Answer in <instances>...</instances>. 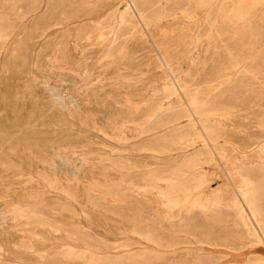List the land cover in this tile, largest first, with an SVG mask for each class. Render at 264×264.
Returning <instances> with one entry per match:
<instances>
[{
  "label": "rangeland",
  "instance_id": "1",
  "mask_svg": "<svg viewBox=\"0 0 264 264\" xmlns=\"http://www.w3.org/2000/svg\"><path fill=\"white\" fill-rule=\"evenodd\" d=\"M218 3L223 6L231 5L230 0H223V2L136 0L135 5L148 17L145 22L131 19L137 27L136 31L131 36L124 35L122 40H126L122 51L111 56L105 45L106 38L110 36L108 27L114 25L117 19L115 16L126 8L128 0H0V24L5 22L9 29L14 27L11 35L0 42V120L6 122L13 120L12 113L9 111L10 99L15 100L16 105L20 106V113L26 114L35 109L32 107L35 103H48L51 100L49 93L58 91L59 105L67 104L68 100L79 107L94 105L96 109L94 117L97 119L96 127L99 130L91 129L73 135L71 138L83 139L85 135L92 133L90 146L93 149L105 150L108 149L107 145L110 142L107 136L109 128L106 127L109 112L106 107L114 100L121 101V95H123L121 93L125 89L123 85L130 84L148 90H153L152 87L156 88L154 99L157 105L167 104V102L175 103L178 100L177 95L181 97L183 90L187 88L189 93L196 95L195 98L201 102L198 112L191 111L188 114L181 112L179 126L169 131V134L166 130H160L155 135L154 142L157 150H172V158L168 161L162 159L165 156L164 153H159L161 169H175L179 162V150L176 147L185 141V138L190 137L189 142L192 143L186 153L199 152L202 157L205 153L202 149V137L197 138L198 140L194 138L198 134L202 135V125L206 127V133L211 137L215 134L221 135L220 131H225L226 128L227 133L231 134L227 140L223 137L217 138L214 142L216 157L213 155V161L203 163L209 179L207 193L210 196L192 194L191 196L194 197L190 198L192 204L182 201L172 209L173 215L175 214L173 220L180 218L181 223L166 224L163 221V215L168 211L158 203L160 199L157 198L156 201H158L154 203L157 209L155 220L157 219L158 230L170 232L172 236L183 235L182 237L187 239L168 248V251L172 249L177 252L186 251L184 255L180 254L181 258L179 256L177 257L179 259H168L162 253L152 250L143 251L144 253L134 258H126L124 248H119V250H111L115 252L113 254L116 255V259H99L93 264H264V244L262 243L264 241H256L253 237L245 239L244 231L233 225L231 219L233 215L229 209L224 207L218 211L208 204V201L214 198L228 201L231 197H236L235 187L241 186L242 179L234 171L231 170V172L230 168L236 164L237 159L264 155V148H262L264 137H261L264 133V7L255 15L244 19L239 27L237 25L233 28L229 25L228 19L223 21L219 16L221 8H217ZM32 7L36 8L35 11H30ZM156 12H163L164 15L157 22L158 24L152 21ZM44 20L50 23L53 21L61 23L40 32L43 26H47L45 23L40 25V22ZM194 24L196 26L193 29ZM35 27H39V30L33 32ZM128 27L126 26L122 32H127ZM81 29V33H85V36L76 42L74 37ZM61 44L62 49L56 51L55 48L59 49ZM161 51H166L167 55L172 57L169 65L171 71L160 63ZM235 55L236 58H233ZM145 59H148L147 62ZM112 60L119 62L115 63ZM150 74L155 75L152 77L156 79L154 80ZM176 85L178 86L176 93L164 97L165 89L174 88ZM118 91L120 95L114 98L112 94ZM139 98V96L134 97V99ZM146 104L143 101L141 107H145ZM202 109L205 111L202 112ZM50 113L52 112L48 111L46 114ZM42 117L41 120H43ZM240 140L244 145L240 144ZM250 142L254 144L250 145ZM74 145L81 146L79 143ZM68 148L76 149L74 146L61 145V149L68 150ZM91 157L96 155L92 154ZM94 163L96 161L79 172L77 178H73L67 167L63 168V165L57 166V170H61L57 174L62 181L70 179L81 186L92 181L102 184L104 176L100 173L99 163ZM255 165L257 169L252 167L251 177L264 210V167ZM106 172L107 178H113L118 173L111 167H107ZM24 173L27 171L20 168L0 167V176H4L2 179L4 184L0 185V220H2V227H7L5 230L10 239L9 246L5 241L0 243V259H3L1 260L3 264L30 262V260L21 262L17 257L6 255L7 249L15 252L19 250L18 246L21 243L19 236L23 235L24 231L22 226L15 225V220L10 219L9 215L3 211L2 205L7 189H19L22 186L21 183H12V180L17 182L16 180L20 178L26 179L27 176L23 175ZM37 186L39 192H44L43 196L53 195L48 189H44L41 183ZM218 187L219 190L216 191ZM210 191L215 193L211 194ZM75 206L80 212V206ZM179 207L181 212L176 213L180 211ZM95 216L100 217L98 213ZM79 219L91 232L98 235L104 234L102 227L94 221L95 219L90 225L81 215ZM114 224L118 226L119 222ZM108 242L118 243L114 236H109ZM137 249V247L133 248L134 252ZM49 250V246H43L39 252L32 250V254L37 256ZM220 251L226 253V256L220 257ZM50 259L53 258L39 259L38 264H52Z\"/></svg>",
  "mask_w": 264,
  "mask_h": 264
},
{
  "label": "bare ground",
  "instance_id": "2",
  "mask_svg": "<svg viewBox=\"0 0 264 264\" xmlns=\"http://www.w3.org/2000/svg\"><path fill=\"white\" fill-rule=\"evenodd\" d=\"M135 1L128 0L126 8L117 13L118 15L116 14L117 16L115 17L117 19L114 25L108 27L110 36L106 38L105 45L109 51L108 54L111 56L122 51L126 40H122V37L124 35L131 36L136 31L137 27L131 19L145 22L148 17L135 5ZM230 1L231 5L223 6L218 3L216 6L221 8L219 15L221 19L223 21L228 19L229 25L233 28L237 25L239 27V24L244 19L255 15L264 7V0ZM217 2H223V0H217ZM35 9V7H32L30 11H35ZM163 17V12H156L153 19H151L158 24L157 22ZM43 23L47 24V26H43L40 32H44L50 29L51 26L61 22L53 21V23H50V21L44 20L40 22V25ZM126 26H129L127 32H122ZM195 26L196 24H194L193 29ZM13 28L9 29L5 22L0 24V42L11 35L12 31H14ZM38 28L35 27L32 31L35 32V30H39ZM81 31L82 29L74 37L76 42L85 36V33H81ZM58 48H55V50H61L62 44ZM161 52L160 63L171 71L169 65L172 57H169L166 51ZM233 58H236V55ZM112 61L115 63L119 62ZM244 71L246 72V70ZM152 78L154 79V77ZM207 84L209 85V83ZM123 88L125 89L121 93L123 94L121 95L122 100H114L106 107L109 112V120L106 127L107 129L109 128L107 136L110 138V142L107 145L108 149L105 150L100 148L93 149L90 146L92 133H88L83 139L71 138L73 135H78L91 129L99 130L96 127L97 119L94 117V112L96 113L94 105L79 107L76 103L69 100L67 104L59 105L58 99L60 95L58 91H52L49 93L51 100L48 103L37 102L32 106L35 109L25 114L20 113V106L16 105L15 100L10 99L9 111L12 113L11 118L13 120L7 122L0 120V167L3 169L16 167L26 170L27 173L23 175H26L27 178H20L16 180L17 182L13 179L12 183H21L22 186L19 189H7L3 196V211L9 215L10 219L15 220V225L22 226L24 231V234L19 236L21 237V243L18 246L19 250L15 252L7 249V256L17 257L21 262L30 260L27 264H38L39 259L49 258H53L52 260L50 259L52 264H93L99 259H116V255L113 254L115 252L111 250H119V248H124L123 251L126 254V258H134L146 250L158 251L168 259L172 258V260L179 256L181 258L180 254L184 255L186 251L177 252L175 249L168 251V248L185 242L187 239L182 237L183 235L172 236L170 232L165 233L160 232L162 230H158L157 219L155 220L157 209L154 203L158 201H156L157 198L160 199L158 203L168 211L163 215V221L166 224L181 223L180 218L173 220L175 214L173 215L172 209L177 207L182 201L192 204L193 202L190 199L192 194L196 196L201 194L208 195L209 179L207 178L206 170L203 168V163L214 160L213 155H215L216 150V143L214 144V142L217 138L223 137L227 140L231 134L227 133L226 128L225 131H220L222 132L221 135L215 134V136L211 137L206 133V127L202 125V135L198 134L194 137L195 139L202 137V149L205 151L202 157L199 152L186 153L187 148L192 143L189 142L190 137L189 139L185 138V141H182L176 147L179 150V162L175 169H161L159 168L161 164L159 153H164L165 156L162 159L168 161L172 158V150H157L154 142L155 135L160 130H166L169 134V131L179 126L178 120L181 117L179 114L181 112L187 114L191 111L198 112L201 102L195 98L196 95L189 93L188 88L183 90L181 97L177 95L178 100L175 103L167 102V104L159 105L154 99L156 95V88L154 89V87H152L153 90H148L147 88H139L127 84L123 85ZM177 88V85L171 89L166 88L164 97L175 94ZM119 95L120 91L112 94L114 98ZM136 96L140 98L134 99ZM10 97H13V95H10ZM143 101L147 103L145 107H141ZM48 111L52 113L46 114ZM203 111L205 109H202ZM41 117L43 120L40 119ZM161 117L162 120H160ZM235 125L238 126L237 124ZM261 137H264V133L261 134ZM243 141L240 140V144ZM76 143L81 144V146L74 145ZM250 143L248 144H254V142ZM61 145L74 146L76 149L68 148V150H64L61 149ZM262 148H264V144ZM92 154L96 155V157H91ZM95 161L99 163L100 173L104 176L102 184L92 181L87 185L81 186L70 179L64 182L57 174L58 171H61L57 170V166L63 165V168L67 167L66 169L70 171L73 178H77L79 172L88 168ZM235 162L236 164L230 168V171H234L242 179V182L238 181L241 182V186L239 188L235 187L236 197H231L228 201H223L222 198L221 200L214 198L209 200L208 204L218 211L224 207L229 209L233 215V218H231L233 225L237 229L244 231L243 237L245 239L248 240L249 237H253L256 241H264V210L261 207L257 188L254 186V181L251 177L252 167H256L255 164L264 167V155L239 158ZM107 167L118 171L115 177H106ZM3 177V175L0 176V185L4 184ZM40 183L44 189H48L53 195L49 197L43 196L44 192L38 191L39 187L37 185ZM217 190H219V187ZM209 193L214 194L215 192L210 191ZM75 205L80 206V212L76 210ZM179 212L181 210L176 213ZM97 213L100 217L95 216ZM80 215L84 217L88 225L95 219L94 221H97L98 225L102 227L104 234L98 235L91 232L80 221ZM1 222L2 220H0V243L5 241L6 245L9 246L10 239L7 237L8 232L5 230L7 227H2ZM117 222H119V225L115 226L114 223ZM109 236H114L118 243H109ZM262 243L264 244V242ZM43 246H49L50 250L37 256L32 254V250L33 252H39ZM135 247L139 250L137 249L134 252L133 248ZM219 254L220 257L226 256V253L222 251ZM1 260L3 259H0V264H3Z\"/></svg>",
  "mask_w": 264,
  "mask_h": 264
}]
</instances>
